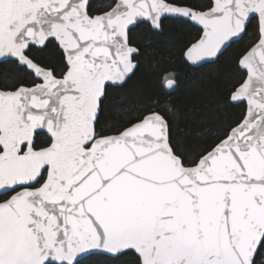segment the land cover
<instances>
[{
	"label": "snow or ice",
	"instance_id": "obj_1",
	"mask_svg": "<svg viewBox=\"0 0 264 264\" xmlns=\"http://www.w3.org/2000/svg\"><path fill=\"white\" fill-rule=\"evenodd\" d=\"M172 26L194 73L255 33L197 145L112 95ZM0 68V264H264V0H0Z\"/></svg>",
	"mask_w": 264,
	"mask_h": 264
},
{
	"label": "trees",
	"instance_id": "obj_2",
	"mask_svg": "<svg viewBox=\"0 0 264 264\" xmlns=\"http://www.w3.org/2000/svg\"><path fill=\"white\" fill-rule=\"evenodd\" d=\"M186 4H199L202 0H182ZM166 43H156L142 57L140 70L123 92L113 93V98H124L134 108H144L149 102L161 101L165 111L173 114L181 131H189L191 143H203L198 139L204 125L226 126L239 118L241 108L226 102L225 85L234 80L235 59L253 43L254 31L244 40L232 46L216 65L194 73L181 57L185 44L194 36L189 27L172 26L168 30ZM6 69L0 68V73ZM173 74L174 90H162V78ZM125 112L131 109L125 108ZM116 122L119 117H110Z\"/></svg>",
	"mask_w": 264,
	"mask_h": 264
},
{
	"label": "water",
	"instance_id": "obj_3",
	"mask_svg": "<svg viewBox=\"0 0 264 264\" xmlns=\"http://www.w3.org/2000/svg\"><path fill=\"white\" fill-rule=\"evenodd\" d=\"M174 86H175V83H174Z\"/></svg>",
	"mask_w": 264,
	"mask_h": 264
}]
</instances>
